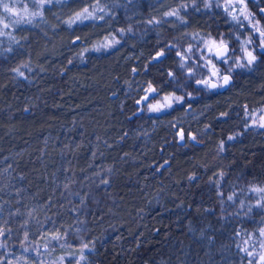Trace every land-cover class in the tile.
Returning <instances> with one entry per match:
<instances>
[{
  "label": "trees",
  "instance_id": "obj_1",
  "mask_svg": "<svg viewBox=\"0 0 264 264\" xmlns=\"http://www.w3.org/2000/svg\"><path fill=\"white\" fill-rule=\"evenodd\" d=\"M181 3L186 23L163 15ZM216 3L100 0L115 12L112 34L124 29L102 51L71 44L26 62L18 43L0 40V227L11 229L0 238L2 264L34 263L57 230L66 245L89 244L86 264H243L237 234L264 225L256 207L264 194L251 191L264 187V129L250 117L264 109V54L232 71L225 90L196 84L207 75L205 40L223 37L235 49L250 35ZM247 6L264 26V0ZM144 84L185 101L138 112Z\"/></svg>",
  "mask_w": 264,
  "mask_h": 264
},
{
  "label": "rangeland",
  "instance_id": "obj_2",
  "mask_svg": "<svg viewBox=\"0 0 264 264\" xmlns=\"http://www.w3.org/2000/svg\"><path fill=\"white\" fill-rule=\"evenodd\" d=\"M248 0H245L247 4ZM254 1V0H253ZM5 3H8L9 5H15L21 12L23 11V6L27 5L29 11L35 10V6L33 4V0H4ZM132 2V0H131ZM130 0H126V3H131ZM90 3H95L94 0H90V2H82L81 0H61L60 3H57L56 0H52V3L50 5H47L43 9V18H35L33 20L32 24L22 23L19 25H13L10 26L8 29H4L6 33L9 35H5L3 37H0V40L7 39L11 43H15L11 37H15V40L18 41V47L15 52L20 54L24 57L26 62H33L34 60H37L38 58H42L44 55L45 59H48L49 57H53L54 52L58 50L59 48L62 49H68L71 44H79L82 46L83 50H92L94 47H98L101 43L106 42L105 38L108 37L109 39L111 37H115L117 40H120L122 35L120 34V28L117 30L116 33L113 32L110 28L109 22L111 20H115V12L111 11L110 8H106V10L110 13L109 15H104V13H97V15H103L104 19H97V20H87L84 23H76L73 24L71 27L68 26L65 21H67L71 16L75 14V12L81 10L83 7H89ZM224 0L220 1V4L223 5ZM168 3H163L159 6V8L164 9L167 6ZM102 7H104L101 4ZM223 7V6H221ZM248 10L252 12V10L247 6ZM168 11V10H167ZM166 12V10H165ZM131 13H138L137 9L131 10ZM253 13V12H252ZM237 14L238 13H234ZM254 14V13H253ZM264 14V13H263ZM254 17L256 20V14H254ZM0 18H4L5 22L10 23L17 19V17H10L7 13L3 12L2 7H0ZM168 18V17H167ZM159 20V18L155 19ZM241 20L243 18L241 17ZM107 23V24H106ZM107 26H106V25ZM116 24V23H115ZM261 24V23H260ZM248 28L249 33H252V29L247 25V21H243V28ZM18 37V38H17ZM77 38L78 41L73 43L74 40ZM208 40V39H207ZM255 40V38H254ZM206 41V40H205ZM242 42V40H241ZM204 43V42H203ZM227 43V42H226ZM230 46V45H229ZM114 47V46H113ZM113 47H109L107 49H111ZM255 47V43L253 45H250L249 48ZM102 49V50H107ZM203 49L205 50V55L202 54L201 56V67L204 68L206 72V76L203 79H208L211 76V65L209 64V61H211L213 64L216 65V68L219 69L221 74H226L229 67L232 68V71L236 70L235 61L237 59L241 60V63L244 62V52L241 51V45L238 48L231 49L230 48V54L227 57L228 63H223L222 60L216 59V57L212 52L208 51V48H206L205 43L203 44ZM100 50V51H102ZM198 54V53H197ZM184 58L187 56L185 54H181ZM165 56V53L164 55ZM215 57V59H213ZM187 59V58H186ZM155 61L156 59L153 58ZM189 59H187V62L184 60H181V64L184 65L183 69L187 72V75H189V72H192L193 74L196 73V69L194 67H190L187 65ZM197 62L195 61V64ZM231 71V72H232ZM137 73L136 71H133V74ZM215 79V78H213ZM197 84V83H196ZM149 85L151 84H144L142 90L143 95L139 99L141 103H137L138 106V112L146 111L149 114H161L162 112L169 111L174 107L175 105L182 104V103H172L171 107H163L161 111L159 112H152L148 109L147 105L149 103L151 104H163L164 103V97L166 96H174V95H166V96H159L158 91L151 85V88L155 89V93H151L149 89ZM219 89V88H217ZM145 95L149 96V100L145 101L143 98ZM185 99L183 100V102ZM262 109H259L258 111L253 112V114L250 116L251 124L253 125V122L259 123V117L261 115H264V112L261 111ZM255 130H260L264 128H260L258 126H253ZM177 134H179L182 131H178V129H175ZM179 143L184 144L186 141V136L184 134V140H181L178 138ZM264 227L262 225L260 228ZM258 228V229H260ZM258 229L254 232H246L243 231L242 233L237 234V249L240 252L241 260H243V264H249V261L251 260L253 264H258V256L256 254L264 252V249H261L260 247V240L264 239L259 236ZM245 240H250L248 244H245ZM50 247L43 249L44 251L42 253H38L35 257L36 261L34 263H31L30 260H23V261H17L14 264H25V261L27 264H57L59 262V259L63 257L62 264H86L87 257L86 253L84 252L85 258L83 260L80 259V251L81 246H74V245H66L65 241H51ZM247 247L250 252H253V256H248L244 251H242L243 248ZM255 257V258H254Z\"/></svg>",
  "mask_w": 264,
  "mask_h": 264
},
{
  "label": "snow or ice",
  "instance_id": "obj_3",
  "mask_svg": "<svg viewBox=\"0 0 264 264\" xmlns=\"http://www.w3.org/2000/svg\"><path fill=\"white\" fill-rule=\"evenodd\" d=\"M57 3H60L61 0H56ZM86 2H90V0H86ZM131 2V0H130ZM258 2V0H257ZM52 3V0H33V4L35 6V10L29 11L27 5L23 6V11L21 12L15 5H9L8 3H5L4 0H0V7H2L3 12L7 13L8 16L10 17H17V19L13 20L10 23L5 22L4 18H0V37H3L5 35H9L4 31V29H8L10 26L13 25H19L22 23H27V24H32L33 20L35 18H43V9ZM204 6L207 9H211L213 6V0H203ZM193 7H195V3L193 2L192 4ZM217 7L223 6L224 11L231 17V21L234 22L235 24L243 26V21H247V25L252 29V33L248 35L247 39L243 40L241 42V51L244 52V57L243 60L244 62L241 63L240 59H237L235 61V65L237 68H244V67H249L251 68L252 65H254L257 60H258V55L256 54L257 51L261 54H264V26L260 24L259 20H256L254 17V14L250 12L247 8V4L245 0H224L223 5L219 3V0H217L216 3ZM188 4L187 3H181L178 8H172L165 13H163L164 16L166 17H175L177 20H180L181 23H186L187 21L181 17L180 15V9L187 10ZM198 10V9H197ZM259 11L261 13H264V7L259 8ZM97 13H104V15H109L110 13L106 10V7H102L100 4V0H96L95 3H90L89 7H83L81 10L75 12L73 16H71L65 23L68 24L69 27H71L73 24L76 23H84L87 20H97V19H104L103 15H97ZM234 13H238L234 14ZM241 17L243 20H241ZM148 23H162L161 20H150ZM120 34H124V29H120ZM128 32H131V28L127 30ZM255 38V40H254ZM11 39L18 43V41L15 40V37H11ZM79 39V38H77ZM236 39L239 41L240 37L236 36ZM104 43H101L98 47H94L92 50L93 51H100L102 49H107L109 47H113L116 44H119V40H117L114 36L111 37L110 39L108 37L105 38ZM76 41L74 40L73 43ZM206 48H208L209 52H212L213 49H215V56L218 60H222L223 63L227 64L228 63V44L224 40L223 37L219 38V40L214 39V38H209L208 40L204 41ZM255 43V47L249 48L250 45H253ZM7 51H12L11 47L7 49ZM188 51H191V48L188 49ZM164 55L163 51H160L157 53V56L154 58H159ZM177 55L183 59L184 57L181 55L180 52H177ZM209 64L211 65V76L208 79H201L197 80L196 83L198 86L203 87L206 90H213L217 88H222L226 87L230 84L231 80V71L232 68L229 67L227 70L226 74H221L219 69L216 68V65L213 64L211 61H209ZM23 67H26L24 65ZM181 67L183 68L184 65L181 64ZM15 72L19 76H23V72L20 71L19 68L15 69ZM189 75H193L192 72H189ZM169 76H172V73H169ZM215 78V79H213ZM149 89L151 93H155V89L151 88V85H149ZM189 99H194L191 93L188 94ZM145 101L149 100V96L145 95L143 98ZM184 100L183 97L179 96H166L164 97V103L163 104H151L149 103L147 105L148 109L152 112H159L162 110L163 107H171L172 103H182ZM137 103H141V101H137ZM264 112V109L261 110ZM226 115V113L224 114ZM252 126H258L260 128H264V115H261L259 117V123L253 122ZM180 139L184 140V133L180 132ZM189 139L195 141L196 137L189 135ZM229 140L235 139L234 136H229ZM220 151L224 150V144L221 142ZM221 178L223 176V173L218 174ZM189 180L195 179V176H189ZM217 185V191L219 195H222V193H219V180L212 181ZM104 183H107L105 180ZM251 191L257 193V194H264V187H257L253 186L251 188ZM228 200L232 201L233 196H228ZM260 200L264 201V195L260 196ZM243 207V205H241ZM256 207L259 208H264V203L258 202ZM249 211H251V206H249ZM11 229H8L7 232L4 227H0V238H6L8 235V232H10ZM259 236L261 238H264V227L258 229ZM66 233H60L58 230L53 233L50 237L49 242L51 241H56L59 242L61 239L66 238ZM25 240H27V233H25ZM250 240H245L244 243L248 244ZM6 247L5 244L0 243V248ZM23 247V245H22ZM260 247L261 249H264V239L260 240ZM24 251L27 252L28 248L24 247ZM85 251H92V248L89 246L88 243H82L81 245V251H80V259L83 260L85 258L84 252ZM242 251H244L248 256H253L254 253L250 252L247 247L243 248ZM258 256V264H264V252L256 254ZM255 258V257H254ZM63 257L59 259V262L57 264H62L63 262ZM2 264V262H0ZM25 264L27 262L25 261ZM78 264V262H77ZM249 264H253V262L250 260Z\"/></svg>",
  "mask_w": 264,
  "mask_h": 264
},
{
  "label": "water",
  "instance_id": "obj_4",
  "mask_svg": "<svg viewBox=\"0 0 264 264\" xmlns=\"http://www.w3.org/2000/svg\"><path fill=\"white\" fill-rule=\"evenodd\" d=\"M75 41H78V39H76ZM228 44V43H227ZM228 49H229V52H230V46H229V44H228ZM215 53V49L213 50V54ZM229 54L230 53H228V56H229ZM157 56V54L155 55V57ZM214 56H215V54H214ZM163 56H161V57H159V58H156V60H158L159 61V59H161ZM178 57H180V56H178ZM216 57V56H215ZM217 59V58H216ZM183 60L185 61V62H187V59L186 58H183ZM232 76H231V80H230V84L232 83ZM229 84V85H230ZM229 85L228 86H226V87H222V88H219L220 90H225L227 87H229ZM213 90H215V89H213ZM112 97H115V95H111ZM179 139H180V133H179ZM192 136H194V135H192ZM192 142H194V143H197L196 142V140L195 141H193L192 140Z\"/></svg>",
  "mask_w": 264,
  "mask_h": 264
},
{
  "label": "flooded vegetation",
  "instance_id": "obj_5",
  "mask_svg": "<svg viewBox=\"0 0 264 264\" xmlns=\"http://www.w3.org/2000/svg\"><path fill=\"white\" fill-rule=\"evenodd\" d=\"M163 57H164V56H163ZM163 57H162V58H163ZM155 59H156V58H155ZM156 61H158V60H156Z\"/></svg>",
  "mask_w": 264,
  "mask_h": 264
}]
</instances>
